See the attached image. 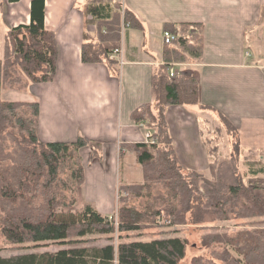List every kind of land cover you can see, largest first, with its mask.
Instances as JSON below:
<instances>
[{"label": "trees", "instance_id": "trees-1", "mask_svg": "<svg viewBox=\"0 0 264 264\" xmlns=\"http://www.w3.org/2000/svg\"><path fill=\"white\" fill-rule=\"evenodd\" d=\"M44 2L30 0L28 21L7 26L3 33L0 235L12 244L43 241L61 244L71 242L72 236L115 231L114 221L102 215L92 203H85L80 212L70 211L77 204L78 187L84 182L77 152L83 146L98 150L102 141L82 135L73 141H41L38 137V102L2 98L3 83L17 68L32 83L54 78L58 47L54 32L44 24ZM85 12L91 16L88 21L95 23L97 30L95 40L81 46L82 62H104L114 66L120 51L112 57L110 54L119 48L122 22L136 28L141 26L140 22L125 9L120 23V6L115 0H89ZM178 25L179 33L172 28L166 29L179 34L172 43L166 44L173 45L167 49L166 58L183 61L189 56L198 57L202 43L199 25L184 22ZM168 66L169 63L159 66L160 71L154 77L152 102L138 106L130 114L134 123L150 129V140L121 144V149H129L135 154L142 168L143 181L119 182L117 230H138L152 213H164L175 224L191 221L201 225L207 220L264 217V163L253 158L242 162L243 151L238 143H234L233 151L223 159L226 161L217 167L225 164L211 178L188 169L179 160L165 111L172 104L198 103V86L196 79L188 73L177 72L170 76ZM156 156H159L157 161ZM241 165H246L245 172ZM58 170L65 174L64 179L58 175ZM184 170L189 174L185 175ZM137 199L141 200L138 202L141 208L135 203ZM154 207L158 211L152 212ZM64 209L68 211H62ZM203 243L224 245L225 251L211 258L196 256L192 264H218L221 256L228 264H264V227L207 235L203 237ZM185 245L186 241L179 237L153 238L121 242L116 248L112 244L76 246L55 252L0 256V264H177L184 257ZM229 246L240 257L233 256Z\"/></svg>", "mask_w": 264, "mask_h": 264}, {"label": "crops", "instance_id": "crops-1", "mask_svg": "<svg viewBox=\"0 0 264 264\" xmlns=\"http://www.w3.org/2000/svg\"><path fill=\"white\" fill-rule=\"evenodd\" d=\"M115 1L120 23L126 9L141 26L122 22L118 62L110 66L81 60L82 44L96 38V24L85 12L89 0H45L44 24L57 40L56 72L51 81L34 84L32 94L39 104L41 141H73L80 135L102 141L106 160L87 167L84 181L85 194L101 198L92 200L96 209H114L118 183L129 179L121 172L119 148L145 139L147 126L134 123L130 114L154 99L153 80L164 63H169L167 72L172 67L197 81L198 103L172 104L165 111L174 150L186 167H210L228 157L217 145L218 130L207 129L205 114H212L213 121L223 118L230 127L226 135L234 137L247 156L264 154V0ZM29 2H10L25 22ZM182 22L199 25L201 52L183 61L166 58L173 45L164 43L163 31L178 32ZM225 143L229 147L230 139ZM95 187L104 195H96Z\"/></svg>", "mask_w": 264, "mask_h": 264}, {"label": "rangeland", "instance_id": "rangeland-1", "mask_svg": "<svg viewBox=\"0 0 264 264\" xmlns=\"http://www.w3.org/2000/svg\"><path fill=\"white\" fill-rule=\"evenodd\" d=\"M19 6L17 5V8ZM16 6L14 3H10L8 0H0V59L2 57V51H3V25L2 23L7 27L11 25H15L18 23H23L26 20L24 17H21L22 12H18L20 14H17L16 12ZM22 13V14H21ZM16 16V18L14 17ZM21 17V19L19 18ZM38 83H32L31 80H29L18 68L17 70L12 73L11 77L7 79L3 83V88L1 91L2 98L4 100H20V101H36V97L33 94V85ZM204 120L207 123V129L216 128L217 131V145L223 147V153H220L222 155L229 156L230 153L233 151V143L235 141L234 137H230L229 135H226L225 128L229 129V125L226 123V121L222 118L220 120L219 118H215L214 121L212 120V114L209 116L205 114ZM210 120V121H209ZM220 120V121H219ZM211 122V123H210ZM219 125V126H218ZM144 127V124L141 125ZM150 132V129L146 130V133ZM223 132V133H222ZM212 133V132H211ZM209 133L208 135H210ZM146 135V134H145ZM207 135V136H208ZM230 139V145L225 143L226 139ZM232 141V146H231ZM103 144V143H102ZM213 145V144H210ZM96 146V144H94ZM104 145H101L100 149H92L89 146H83L79 149L77 152L80 157V163L82 165V169L84 172V181H85V170L87 167L91 165L97 164V161H105V150L103 149ZM85 149V150H84ZM207 155L208 150L206 148ZM230 152V153H229ZM88 153V154H87ZM126 154V156H122L123 154ZM229 153V154H228ZM228 154V155H227ZM259 155H264L262 151H260L258 154H248L242 152V162L247 161L248 159H254L259 160ZM119 157L120 162H122V159L124 160V164L121 167V172L123 171V176L127 175L129 179L127 178L126 182H132L136 183L139 182L142 175V168L137 163L135 154L131 152L129 149H121L119 148ZM212 158V156H210ZM227 158V157H226ZM159 160V156L155 157V161ZM221 159L220 161H217V163L213 166H202V168L199 169H192L196 170L199 173H201L206 178H211L213 174L217 173V169L222 167L223 165L217 167L221 162L223 163L226 160ZM264 163V158L260 159ZM245 163V162H244ZM243 163V164H244ZM128 164V166H127ZM246 165H241L240 168L244 169V172L246 170ZM128 169V174H126L125 170ZM210 169V170H209ZM61 171V170H60ZM58 170V175L64 179L65 174L61 173ZM183 173L185 175L189 174L188 170H184ZM140 175V180L136 181V176ZM123 178V177H122ZM120 176V179H122ZM58 180H61L60 178ZM123 180V179H122ZM133 180V181H132ZM121 181V180H120ZM136 181V182H135ZM51 183H54L55 181H52ZM119 184V183H118ZM55 187V186H54ZM96 195H104L101 193V189L98 187H95ZM202 189H200L201 191ZM100 192V193H99ZM87 194V193H86ZM85 194V186L84 182L78 187L77 191V204L73 207H71L72 212H80L83 209V206L85 203H92L95 206L94 202H98V200H101L99 197H93L89 198L90 196ZM89 196V197H88ZM119 190L118 187L116 189V196L114 198V209H112L110 212L103 213L100 212L104 216H108L110 220L114 221L115 225V231L110 234H88L83 237H70L71 242L66 243H57L54 241H43L39 243H32V242H25L21 244H12L8 243L4 237L0 235V256L9 257L12 255L17 254H23V253H42L45 251L48 252H55L62 248H69V247H94V246H103L106 244H112L114 248L117 247V245L121 242H130V241H148L153 238H168V237H179L180 239H184L186 241L185 245V254L184 257L177 263V264H192V259L196 256H204V257H213L218 254L222 255V252L225 251V246L220 244H213L208 243V245H204L203 243V237L207 235H214V234H231L235 231H241L246 230L249 228H261L264 227V217H256L251 218L247 220H228V221H212L207 220L204 224H195L191 223V221H186V223L182 224H175L171 223L170 219L164 214H151L149 215V218L147 220H144L140 224V228L138 230L134 231H128V232H119L117 230V219H118V210L120 207V201H119ZM92 200H95L94 202ZM141 200H136L135 203L140 205V208L142 205L138 203ZM96 208V207H95ZM58 208L57 210H59ZM64 212L68 211V209L62 210ZM158 211V208L154 207L152 209V212ZM1 214V213H0ZM229 250L235 257H240L239 253L229 246ZM218 264H225L228 262L224 259L220 258V260L217 262Z\"/></svg>", "mask_w": 264, "mask_h": 264}, {"label": "built area", "instance_id": "built-area-1", "mask_svg": "<svg viewBox=\"0 0 264 264\" xmlns=\"http://www.w3.org/2000/svg\"><path fill=\"white\" fill-rule=\"evenodd\" d=\"M178 37V34L176 32H172V31H169V30H164L163 31V41L165 44H170L172 43L176 38ZM119 52L118 49H115L112 54H110V56L112 57L114 53H117ZM176 74V71L174 69H172V67L169 68V75L170 76H173ZM149 133H146L145 135V141H149L150 138H149Z\"/></svg>", "mask_w": 264, "mask_h": 264}]
</instances>
